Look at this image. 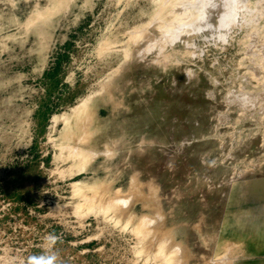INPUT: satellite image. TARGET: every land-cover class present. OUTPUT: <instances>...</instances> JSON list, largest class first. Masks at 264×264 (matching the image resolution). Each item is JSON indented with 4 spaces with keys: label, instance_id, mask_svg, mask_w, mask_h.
Returning <instances> with one entry per match:
<instances>
[{
    "label": "rangeland",
    "instance_id": "1",
    "mask_svg": "<svg viewBox=\"0 0 264 264\" xmlns=\"http://www.w3.org/2000/svg\"><path fill=\"white\" fill-rule=\"evenodd\" d=\"M203 1L0 0V264H264V0Z\"/></svg>",
    "mask_w": 264,
    "mask_h": 264
},
{
    "label": "clouds",
    "instance_id": "2",
    "mask_svg": "<svg viewBox=\"0 0 264 264\" xmlns=\"http://www.w3.org/2000/svg\"><path fill=\"white\" fill-rule=\"evenodd\" d=\"M59 239L55 234L49 233L45 236V240L50 243H55ZM43 264H54V257H50L47 260H44Z\"/></svg>",
    "mask_w": 264,
    "mask_h": 264
},
{
    "label": "bare ground",
    "instance_id": "3",
    "mask_svg": "<svg viewBox=\"0 0 264 264\" xmlns=\"http://www.w3.org/2000/svg\"><path fill=\"white\" fill-rule=\"evenodd\" d=\"M197 2H199L201 5H204V4H205V2H204L203 0H200V1L197 0ZM200 12H201V13H198V12H197L198 14L195 12L191 17H192L193 19H194V17H195V18H196V17H200V18H201V15H202L203 12H202V11H200ZM195 14H196V16H194ZM203 14H205V13H203ZM193 16H194V17H193ZM192 18H191V19H192ZM200 18H199V19L196 18V19H194V20L198 22V21L200 20ZM188 28H189V27H188ZM190 29H191V28H190ZM190 29H189V30H190ZM186 31H187V30H186ZM189 32H190V31H189Z\"/></svg>",
    "mask_w": 264,
    "mask_h": 264
}]
</instances>
